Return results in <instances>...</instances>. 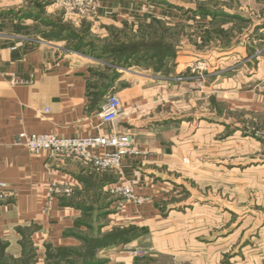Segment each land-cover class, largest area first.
<instances>
[{
  "label": "crops",
  "instance_id": "0c3cea01",
  "mask_svg": "<svg viewBox=\"0 0 264 264\" xmlns=\"http://www.w3.org/2000/svg\"><path fill=\"white\" fill-rule=\"evenodd\" d=\"M26 3L29 10L22 11L19 5ZM180 8L165 0H98L94 20L114 26L124 22L140 26L158 20L184 28L191 38L211 32L210 16L199 17L190 9ZM40 11L32 7V0L3 1L0 8V193L5 195L0 200V264H50L49 256L57 251L82 248L90 225L143 230L135 241L126 243L130 247L152 230L151 225L164 221L163 208L177 210L182 189L191 184L196 166L202 162L200 150L204 148L213 156L214 132L227 136L239 133L238 125L229 130L233 126L226 119L214 121L209 105L203 117L183 120L179 112L168 109L157 74L131 71L104 89L98 73L105 71L106 62L70 51L63 42L40 38L36 34ZM179 56L177 68L179 63L188 67L197 59L211 60L191 54L180 61ZM258 60L252 68L258 73L250 78V92L240 90L238 82L244 84L248 78L238 74L228 81L226 92L220 90L222 98L228 93L236 97L234 108L248 102L255 107L261 98L254 84L261 79L258 75L262 74L264 57ZM221 62L225 63L223 59ZM218 78L207 75L206 85ZM193 82L190 79L189 86ZM210 84L204 90L210 95L208 99L213 97ZM107 94H115L122 105L121 114L111 125L102 124L99 117ZM215 101L232 107L228 100ZM22 134H53L61 139L128 135L131 149L138 154L124 155L118 172L97 173L73 158H52L48 152L30 154L19 141ZM102 151L113 149L93 150L96 154ZM206 158L203 162H212ZM133 181L137 182L134 196L141 202H124L115 213L118 197L106 188ZM52 183L69 184L72 193L53 195L49 190ZM102 209L109 213L104 223L98 217ZM117 247L121 244L100 248L94 256L106 258V264L116 263L118 257L124 259Z\"/></svg>",
  "mask_w": 264,
  "mask_h": 264
},
{
  "label": "rangeland",
  "instance_id": "374dc122",
  "mask_svg": "<svg viewBox=\"0 0 264 264\" xmlns=\"http://www.w3.org/2000/svg\"><path fill=\"white\" fill-rule=\"evenodd\" d=\"M37 1L46 5L40 4V29L36 31L40 38L62 30L64 35L51 41L63 42L67 48L77 42L72 39L73 35L82 38L86 44L83 50L92 47L99 59L111 64L120 61L117 67L120 75L131 71L157 74L167 96L168 109L173 108L176 114L179 112L183 120L203 117L209 105L214 111V121L226 119L230 125L239 127L236 130L239 133L234 135L214 132L213 156L210 157L204 148L200 150L198 158L202 162L197 164L191 184L188 182L182 189L177 210L168 212L163 208L164 221L151 225L152 230L148 229L147 235L130 247L128 244L117 247L124 259L118 257L113 264H264V67L258 75L261 79L254 84L261 94L255 103L258 107L248 102L234 108L236 97L226 93L224 99L219 93L226 92L228 81L234 80L237 74L248 78L244 84L238 82L240 90H252L250 78L257 72V68L255 73L252 68L259 63V57H264V0H165L195 14L200 10L216 14L213 18L210 16L209 36L196 38L189 37L182 27L166 25L170 29L163 31L162 27L154 25L144 30L125 22L116 26L102 24L95 21L94 16L69 17L49 1ZM27 5L30 4L19 6L22 11H28ZM154 45L168 46L175 52L173 58L161 65L159 74L155 72L157 65L153 61L142 59V51L156 52ZM132 46L140 50L139 54L120 55L129 53L128 48ZM191 54L211 60L196 58L197 61L188 63V67L180 63L176 67L178 55L183 61V57H192ZM210 74L219 77L217 82H208L213 91L212 99L204 92ZM190 79L195 82L189 86ZM215 100H228L232 107L228 109L225 103ZM231 136L233 138H229ZM205 157L212 162H203ZM108 214L100 218L101 223L107 222ZM116 228L125 227L105 229L102 225L100 233L106 234ZM78 250L85 252L83 247ZM84 260L78 257L73 263L83 264ZM92 261L108 262L98 256Z\"/></svg>",
  "mask_w": 264,
  "mask_h": 264
},
{
  "label": "built area",
  "instance_id": "2783aa9c",
  "mask_svg": "<svg viewBox=\"0 0 264 264\" xmlns=\"http://www.w3.org/2000/svg\"><path fill=\"white\" fill-rule=\"evenodd\" d=\"M16 1V0H0ZM52 6L60 9L69 17H90L94 16L98 6V0H47ZM122 111V105L115 94L106 97L101 108L99 117L104 125L116 123ZM19 141L26 147L30 154L38 156L42 152H48L52 158H73L89 166L97 173L118 172L122 157L126 154H135L131 149V137L128 135L109 134L95 138L61 139L53 134L48 135H25L22 134ZM112 148L113 151H102L99 154L93 152L94 149ZM137 182L121 183L111 185L107 191L112 195L120 197L118 210L124 202L140 203L141 200L134 196L133 188ZM3 185L0 182V188ZM50 193L56 196H68L72 193V186H58L52 183ZM5 195L0 193V200L3 201Z\"/></svg>",
  "mask_w": 264,
  "mask_h": 264
},
{
  "label": "trees",
  "instance_id": "16d2710c",
  "mask_svg": "<svg viewBox=\"0 0 264 264\" xmlns=\"http://www.w3.org/2000/svg\"><path fill=\"white\" fill-rule=\"evenodd\" d=\"M32 1V6L34 8H38V9H42V7H40V4H42V6H46L45 3H39V1L36 0V3ZM196 15H198L199 17H206V16H211V18H213V16L215 17L216 14H209L207 12H204V10H200L199 13H197ZM212 24V23H211ZM154 25H159L160 27H162L163 31H167L168 29H170L169 27H167L165 24H163L162 22L158 21V20H153L151 23L149 24H144V25H140L139 27L147 30L149 28H153ZM166 27V28H164ZM168 28V29H167ZM173 28H177V27H173ZM174 30V29H173ZM62 32V30H61ZM61 32H58L56 34H53L52 36H45L44 39H48V40H52V38H59L61 37L62 34ZM67 35V34H66ZM73 35V34H72ZM69 35L66 36V40H69ZM209 36V32L205 33L204 37H208ZM72 38V36H71ZM74 40H76L77 42L74 45H70L68 46V48L73 51V52H83L86 55L99 59V56H95V52L94 49L92 47H90L89 49L83 50L82 47H85V42L82 38H78L77 36L73 35ZM87 47V46H86ZM135 46H132L130 48H128L129 53L127 54H120L121 56L123 55H129V56H134V54H139L140 50L136 49ZM156 50V52L150 53L149 51L147 52H141L142 53V59L144 60H149V61H153V63H155V65H157V67L155 68V72L160 73L161 71H159V68L161 67V65L163 66V63L170 58H173L175 56V52L171 49V47L168 46H164V45H157V46H153ZM102 52V51H101ZM126 57V56H124ZM121 60V59H119ZM116 64H111L106 62V64L104 65V70L100 73H98V76L104 80V89L109 87V83H113V81L115 79H118L119 77V73H118V69L117 67L120 64V61L117 62L115 61ZM136 63L138 64V61H136ZM118 64V65H117ZM113 65V66H112ZM104 91L102 90L101 94ZM110 95L107 94L105 95V99L106 97ZM104 99V102H105ZM95 171V170H94ZM107 210L105 211L104 209L100 210L98 213V217L102 218L106 215ZM90 232L89 235L85 236L82 239V244H83V248L85 249V252L81 253V250L78 249H72V250H59L56 253H54V255L49 256V261L50 264L55 263V264H74L73 261L75 259H77L78 257H82L83 258V264H97L94 263L93 257L94 254L96 252V250L98 249H102V248H106L112 245H116V244H126L128 242H130L132 239H135L136 237L139 236L140 232H144L143 230H139L138 228L134 227V226H129L127 228H116L113 231L106 233V234H101L100 233V227H91V225L89 226V228H87Z\"/></svg>",
  "mask_w": 264,
  "mask_h": 264
}]
</instances>
